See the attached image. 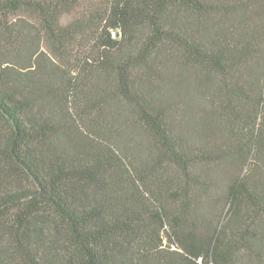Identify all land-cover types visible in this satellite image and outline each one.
Wrapping results in <instances>:
<instances>
[{
  "label": "trees",
  "instance_id": "1",
  "mask_svg": "<svg viewBox=\"0 0 264 264\" xmlns=\"http://www.w3.org/2000/svg\"><path fill=\"white\" fill-rule=\"evenodd\" d=\"M0 264H264V0H0Z\"/></svg>",
  "mask_w": 264,
  "mask_h": 264
},
{
  "label": "rangeland",
  "instance_id": "2",
  "mask_svg": "<svg viewBox=\"0 0 264 264\" xmlns=\"http://www.w3.org/2000/svg\"><path fill=\"white\" fill-rule=\"evenodd\" d=\"M71 19V17L70 16H68V17H66V21H69ZM20 60L21 61H25V62H28V59H27V56H21V58H20Z\"/></svg>",
  "mask_w": 264,
  "mask_h": 264
}]
</instances>
